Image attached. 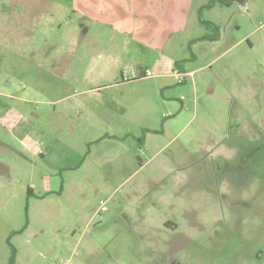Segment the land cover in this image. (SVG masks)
<instances>
[{
    "label": "rangeland",
    "instance_id": "374dc122",
    "mask_svg": "<svg viewBox=\"0 0 264 264\" xmlns=\"http://www.w3.org/2000/svg\"><path fill=\"white\" fill-rule=\"evenodd\" d=\"M0 264H264V0H0Z\"/></svg>",
    "mask_w": 264,
    "mask_h": 264
},
{
    "label": "trees",
    "instance_id": "16d2710c",
    "mask_svg": "<svg viewBox=\"0 0 264 264\" xmlns=\"http://www.w3.org/2000/svg\"><path fill=\"white\" fill-rule=\"evenodd\" d=\"M201 23H202V25L206 28V29H208L209 27H212V28H216V26L213 24V23H211V22H209V21H205V20H201L200 21ZM218 34H219V31H218V29H217V33L215 34V35H209V34H205V35H203L202 37H201V39L202 40H205V39H216L217 37H218ZM175 66L176 67H180V64L178 63V61L177 62H175ZM142 76V75H141Z\"/></svg>",
    "mask_w": 264,
    "mask_h": 264
},
{
    "label": "crops",
    "instance_id": "0c3cea01",
    "mask_svg": "<svg viewBox=\"0 0 264 264\" xmlns=\"http://www.w3.org/2000/svg\"><path fill=\"white\" fill-rule=\"evenodd\" d=\"M174 66H175V63H174ZM180 68H181V69H180ZM146 69H147V68H146ZM175 69L178 70V71H181V73H189V74H190V73L193 72V71H186V69H185V67H184L183 65H180L179 68L175 66ZM173 74H175L174 71H173L172 73H168V74H166V75L164 74V75H165L166 78H167V77H172ZM169 75H170V76H169Z\"/></svg>",
    "mask_w": 264,
    "mask_h": 264
},
{
    "label": "built area",
    "instance_id": "2783aa9c",
    "mask_svg": "<svg viewBox=\"0 0 264 264\" xmlns=\"http://www.w3.org/2000/svg\"><path fill=\"white\" fill-rule=\"evenodd\" d=\"M143 75L146 77H152L153 76L152 72L149 69H144ZM102 209H104V207H102Z\"/></svg>",
    "mask_w": 264,
    "mask_h": 264
}]
</instances>
